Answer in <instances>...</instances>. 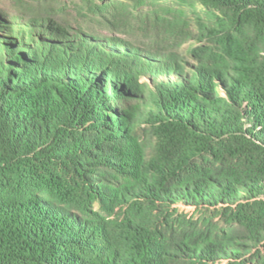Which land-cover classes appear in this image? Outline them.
I'll return each instance as SVG.
<instances>
[{
	"label": "trees",
	"instance_id": "1",
	"mask_svg": "<svg viewBox=\"0 0 264 264\" xmlns=\"http://www.w3.org/2000/svg\"><path fill=\"white\" fill-rule=\"evenodd\" d=\"M194 1L193 38H0V264H264V0Z\"/></svg>",
	"mask_w": 264,
	"mask_h": 264
},
{
	"label": "rangeland",
	"instance_id": "2",
	"mask_svg": "<svg viewBox=\"0 0 264 264\" xmlns=\"http://www.w3.org/2000/svg\"><path fill=\"white\" fill-rule=\"evenodd\" d=\"M43 4H48L53 15L67 25L65 34L69 38H78L77 29L86 32L87 28H92L104 38L130 44L136 39L139 42L152 39L153 42L154 38H170L163 35L166 27L161 17L171 19L174 11L179 13L180 10L184 19V25L177 28L185 27L190 32V36L182 38H193L197 17L200 20L206 17L194 0H137V3L128 0H0V38L6 36L20 42V37H24L26 42L36 41V35L24 31V21L28 19L30 10ZM13 30H20L22 35L9 36L7 32ZM193 44V41H182L179 47L189 62L193 61L189 55ZM138 79L139 83H149L144 77Z\"/></svg>",
	"mask_w": 264,
	"mask_h": 264
}]
</instances>
